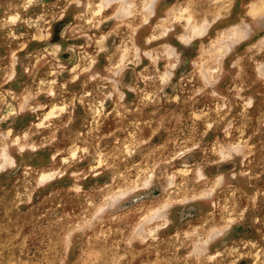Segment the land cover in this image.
I'll return each instance as SVG.
<instances>
[{
	"label": "rangeland",
	"instance_id": "rangeland-1",
	"mask_svg": "<svg viewBox=\"0 0 264 264\" xmlns=\"http://www.w3.org/2000/svg\"><path fill=\"white\" fill-rule=\"evenodd\" d=\"M0 264H264V0H0Z\"/></svg>",
	"mask_w": 264,
	"mask_h": 264
}]
</instances>
